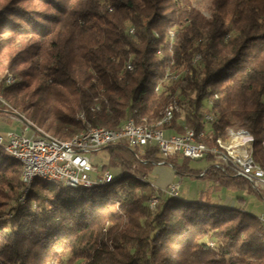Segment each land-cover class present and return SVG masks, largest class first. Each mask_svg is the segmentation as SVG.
<instances>
[{"label": "trees", "instance_id": "trees-1", "mask_svg": "<svg viewBox=\"0 0 264 264\" xmlns=\"http://www.w3.org/2000/svg\"><path fill=\"white\" fill-rule=\"evenodd\" d=\"M0 71L16 78L1 96L57 140L129 118L152 127L176 99L164 133L192 129L212 147L244 132L264 169V0H210L208 16L192 0H0ZM99 151L92 176L108 171V182L35 179L26 203L10 205L22 166L0 147V264H264V225L239 196L264 190L210 157L197 169L155 146ZM157 165L206 188L196 201L165 196L148 180ZM220 190L235 203L211 202Z\"/></svg>", "mask_w": 264, "mask_h": 264}, {"label": "built area", "instance_id": "built-area-1", "mask_svg": "<svg viewBox=\"0 0 264 264\" xmlns=\"http://www.w3.org/2000/svg\"><path fill=\"white\" fill-rule=\"evenodd\" d=\"M173 101L177 102L176 99ZM0 116L23 122L21 115L17 116L7 108L0 107ZM171 118L172 112L169 113L166 124ZM124 126H128V133H121V129L119 132H105L97 127H86V132L80 140L75 142L74 150H61V148L53 147V140L41 138L40 132L32 124H26L23 128L18 127L8 131L4 136L0 134V146L11 151L12 154L28 159L26 183L32 175L36 174H51L62 180L88 184L103 181L110 177V173L106 171L101 178H93L94 168L87 154L99 151L108 145L123 143L129 149L155 146L163 158L180 155L189 160H200L210 157L215 167L230 168L237 176L251 183L254 188L264 190V172H255V165L247 160L244 143L232 145L231 150H227L226 157H219L216 151L207 150L205 142L192 141V133L195 132L192 129H190V136H183V133L166 135L161 128L159 131L136 132L129 122H126ZM29 128H32L34 133L27 136L25 132ZM238 166L247 167V174L238 175ZM178 190L179 184L174 183L159 188L165 196H172L178 193ZM149 202L154 209L159 203L158 196L152 195ZM17 203L20 204V200H17Z\"/></svg>", "mask_w": 264, "mask_h": 264}, {"label": "rangeland", "instance_id": "rangeland-1", "mask_svg": "<svg viewBox=\"0 0 264 264\" xmlns=\"http://www.w3.org/2000/svg\"><path fill=\"white\" fill-rule=\"evenodd\" d=\"M192 5L197 10H199L203 15H205V16L209 15L210 0H192ZM40 8H41L40 10L50 12V11H48V8H46V7H40ZM23 45H24V43L21 44V46H23ZM15 49H17V47H15ZM26 66L27 65H23V67H26ZM7 77L10 79V85L9 84L6 85ZM0 80H1V84H0V89H1V88L8 87V86H11L12 84H14V82L16 81V78L12 73H9L6 71H0ZM33 88H34V83H31L30 89L28 91L30 93V97L27 99L28 102H31V103L35 102V100H36V95L34 93H32ZM0 95H2L1 91H0ZM2 98L4 99L3 96H2ZM4 101L9 106L7 108V110L8 109L12 110L15 113V115H17V116L21 115V117L27 121V123L25 122L26 124H29V123L31 124V122L27 119V117H28L27 115L32 112L31 108H28L27 111L23 112V111H21V109L19 107H17L15 105L14 102L7 100V99H4ZM0 107L6 108L1 104H0ZM18 123L19 124L17 126H19L21 128H23L26 125L20 121ZM49 123H50V121L46 122V124H49ZM10 127L11 126H9V125H7V126L5 125L4 127H0V134H2L4 136L5 132L7 130L15 129L14 126L11 128ZM33 127L38 128L39 131H41L42 133L47 134L49 136L52 133L51 131L47 130L45 127H37L35 125H33ZM33 133H34V131L32 128H29L25 132V134L27 136H30ZM230 137H231V135L229 136V139H230ZM227 139L228 138H226V140ZM229 139H228V141H229ZM222 144H226V143H222ZM87 155H88V158L91 161L93 167L96 169L100 168L106 161V152L105 151L91 152V153H88ZM177 161H178V163H181L182 159L178 158ZM188 165L191 168L203 169L206 166V163L204 160H199V161L191 160L188 162ZM148 180H149V182H151L154 186H156L158 188H163L164 186H166L167 182H168L167 185L173 184V183L179 184L178 197L180 199L184 198L188 201H196L198 193L203 191L205 188V182L202 179L191 178L188 176H177L174 174L171 167H169L167 165H163V166L157 165V166L153 167L151 173L148 176ZM58 184H61V183H58ZM163 184H165V185H163ZM220 194H222L221 199H224L225 197H227V195H229L225 191L223 193L220 192ZM19 195H17V197L15 198V201L10 202L9 204L14 205L15 202L18 200ZM240 195L243 196V198L245 199V204L243 206L245 208V210L250 212L251 214H253L255 216L262 217L261 214H264V198H261L259 195L252 194V193L247 194V193L242 192V193H239V196ZM229 196L232 199L231 204H234L235 203L234 199H235L236 195L231 194ZM26 201H27V199H26ZM212 202L217 203V200L216 199L212 200ZM53 264H64V261H62V260L58 261L57 260V261L53 262Z\"/></svg>", "mask_w": 264, "mask_h": 264}, {"label": "bare ground", "instance_id": "bare-ground-1", "mask_svg": "<svg viewBox=\"0 0 264 264\" xmlns=\"http://www.w3.org/2000/svg\"><path fill=\"white\" fill-rule=\"evenodd\" d=\"M133 30H130V33ZM130 66H127V68L129 69ZM12 83V82H11ZM10 85V79L7 77L6 79V85ZM0 104L3 105L4 107L8 108L9 106L7 105V103L3 100L2 96L0 95ZM9 110V109H8ZM172 112V116L175 113H179L180 112V108L178 106L177 109V102L175 101H171L167 107L165 108L164 112H163V117L162 120L158 123H156L154 126L152 127H145L142 125H137L134 123L132 118L127 119L125 122H123V125L117 129V130H107L105 128L102 127H97L98 129H101L105 132H119L121 129V133H128V126H124L126 125V122H129L131 128H133L136 132H147V131H159V126L162 124H166V121L168 119V115L169 113ZM22 119V117H21ZM211 121L212 118L210 116H206L205 120ZM24 119H22L23 121ZM26 123L27 121L24 120ZM23 121V122H24ZM24 122V123H25ZM169 123V122H168ZM30 124V123H29ZM35 128V127H34ZM38 130V128H35ZM39 131V130H38ZM40 132V137L43 139H49V140H53V147H58L61 148V150H74L75 149V142L80 140L81 136L83 135V133L86 132V128L82 129L81 131H79L77 134H75L74 136H72L70 139L67 140H57L47 134ZM231 135L229 141L226 144H222L219 143L218 146H207V150H214L217 152V156L219 157H226L227 156V150H231L232 145H236V144H243L244 143V151L247 152V160H249L250 163H253L255 165V172H264V169H262L253 159L252 157V146L250 145V138L247 137L248 135L244 132H240L237 134H232L230 132L229 136ZM183 136H190V129H185ZM204 134L203 133H192V141L193 142H203L202 139L204 138ZM1 147V146H0ZM4 152L6 154H8L10 157H12L14 160H16L17 162H19L22 166V173H21V182H22V188L20 191V195L18 200H20V204H25L26 203V198L27 195L30 191L31 185L33 184V181L35 179H39L42 182L45 183H61L64 186L67 187H71V188H76V187H83V188H90L93 185H95L96 183H100V182H108L110 180V177L103 180V181H98V182H94L91 184L85 183V182H77V181H68V180H62L59 179L57 177H55V175H51V174H36V175H32L29 179L28 182L26 183L27 180V173H28V159H26V157L24 156H18L15 154H12L11 151L4 149ZM237 170L239 171V173L241 175H246L247 174V167L245 166H238ZM22 195V196H21ZM170 197H178V193L172 194V196ZM149 208H152V205L150 204V202H148ZM259 220L262 222V225H264V216L260 217Z\"/></svg>", "mask_w": 264, "mask_h": 264}, {"label": "crops", "instance_id": "crops-1", "mask_svg": "<svg viewBox=\"0 0 264 264\" xmlns=\"http://www.w3.org/2000/svg\"><path fill=\"white\" fill-rule=\"evenodd\" d=\"M19 123H18V121H16V120H12V119H10V118H7V117H2V116H0V127H4L5 125L7 126V125H9V126H11V127H13L14 126V128H18L19 126H17ZM10 127V128H11ZM8 131H10V130H7L5 133H7ZM166 135H169V134H171V133H165ZM247 137H249L250 138V142H251V144H252V140H251V137L250 136H247ZM250 144V145H251ZM252 146V145H251ZM163 166V165H162ZM168 183V182H167ZM167 183H166V185H167ZM170 183V182H169ZM163 185H165V184H163ZM205 188H206V184H205ZM204 188V189H205ZM220 192H224V190H220L216 195H213L212 196V199H211V202H212V200H217V203L218 204H224V205H233V204H231L232 202H231V198H230V196L229 195H227V197H225L224 199H221V196H222V194H220ZM199 197V193H198V195H197V198ZM261 216H264V214H261ZM260 217V216H259Z\"/></svg>", "mask_w": 264, "mask_h": 264}, {"label": "water", "instance_id": "water-1", "mask_svg": "<svg viewBox=\"0 0 264 264\" xmlns=\"http://www.w3.org/2000/svg\"><path fill=\"white\" fill-rule=\"evenodd\" d=\"M23 119V118H22ZM24 121V120H23ZM25 122V121H24Z\"/></svg>", "mask_w": 264, "mask_h": 264}]
</instances>
